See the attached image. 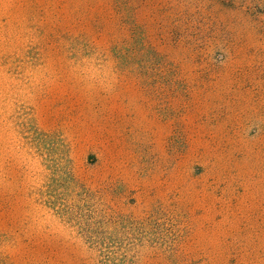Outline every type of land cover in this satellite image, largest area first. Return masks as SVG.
<instances>
[{"label":"rangeland","instance_id":"rangeland-1","mask_svg":"<svg viewBox=\"0 0 264 264\" xmlns=\"http://www.w3.org/2000/svg\"><path fill=\"white\" fill-rule=\"evenodd\" d=\"M0 264H264V0H0Z\"/></svg>","mask_w":264,"mask_h":264}]
</instances>
